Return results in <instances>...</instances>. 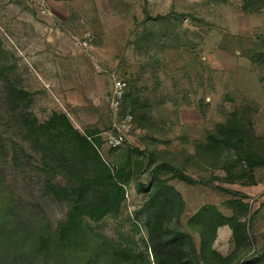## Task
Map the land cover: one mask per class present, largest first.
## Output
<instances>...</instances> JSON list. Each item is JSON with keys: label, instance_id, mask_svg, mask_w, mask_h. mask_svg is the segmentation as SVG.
Masks as SVG:
<instances>
[{"label": "rangeland", "instance_id": "374dc122", "mask_svg": "<svg viewBox=\"0 0 264 264\" xmlns=\"http://www.w3.org/2000/svg\"><path fill=\"white\" fill-rule=\"evenodd\" d=\"M116 79L133 122L113 149ZM151 195L195 264H264V0H0V264L145 257ZM207 206L244 229L200 251Z\"/></svg>", "mask_w": 264, "mask_h": 264}, {"label": "trees", "instance_id": "16d2710c", "mask_svg": "<svg viewBox=\"0 0 264 264\" xmlns=\"http://www.w3.org/2000/svg\"><path fill=\"white\" fill-rule=\"evenodd\" d=\"M55 118L56 119L50 120L47 124L54 126V129L51 132L54 134V137L56 139L65 138L71 141V143L74 144V148L77 149L84 158H89L90 160H93L105 168L104 164L99 158L97 150L94 148V145L85 137L79 135L70 126V124H68L62 114H55ZM235 145H237V143H235L234 146ZM69 150L75 152L73 148H69ZM248 155L249 157H246V159L248 162H250L249 164H252L253 162H256L260 159H256L255 157L253 159L250 154ZM259 163L261 162H258V164ZM113 178L114 176H111V173L108 171V169H106V174L104 176L106 183L104 184L108 185L110 190H115L120 193L122 189L116 180H113ZM148 204L151 205L150 211L147 213V217L145 218V222L147 221L148 226V229L146 228L148 231V238L147 242H144L146 248L149 249L148 253L145 252L147 256H134L130 251H127V253L125 249L118 248L116 251H113L110 255H108L109 260L107 264H195L194 261H192V259L189 257L191 253L188 254V251L186 252V250L183 252L185 243L190 248V251L194 252V244L191 237L187 234L173 231L168 227L161 228L162 226L160 225L157 226L151 224L153 219H156L154 213L162 212V208L160 202L156 200L155 195H151L149 197L146 207ZM136 217H139L137 213ZM193 218L198 220L203 227L202 235L200 237V251L203 250L206 244L211 246L216 237V230L218 227L228 225L232 230V234L235 239L237 237L238 230L241 229L243 232L244 229L240 222L236 221V223L234 219L222 215L214 206L201 208L196 214H194ZM208 253H211V256L215 255L214 250H208ZM148 254L150 256H148ZM205 256L206 255H204V260L206 262L207 258ZM211 256H208V258Z\"/></svg>", "mask_w": 264, "mask_h": 264}, {"label": "built area", "instance_id": "2783aa9c", "mask_svg": "<svg viewBox=\"0 0 264 264\" xmlns=\"http://www.w3.org/2000/svg\"><path fill=\"white\" fill-rule=\"evenodd\" d=\"M125 89L126 83L123 79L114 80L110 105L115 115V122L112 126V130L105 138L107 146L113 149L122 147L126 143L133 122V117L130 112H125L121 116H117L121 109Z\"/></svg>", "mask_w": 264, "mask_h": 264}, {"label": "crops", "instance_id": "0c3cea01", "mask_svg": "<svg viewBox=\"0 0 264 264\" xmlns=\"http://www.w3.org/2000/svg\"><path fill=\"white\" fill-rule=\"evenodd\" d=\"M50 9H51V7H50ZM52 11V10H51ZM52 13H54L53 11H52ZM223 231V230H222ZM225 231V230H224ZM225 233V232H224Z\"/></svg>", "mask_w": 264, "mask_h": 264}]
</instances>
